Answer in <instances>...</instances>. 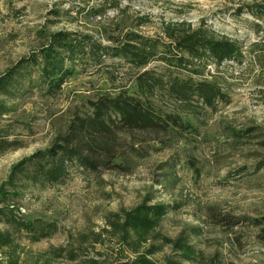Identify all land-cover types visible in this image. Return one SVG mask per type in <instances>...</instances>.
Returning a JSON list of instances; mask_svg holds the SVG:
<instances>
[{
	"label": "rangeland",
	"instance_id": "1",
	"mask_svg": "<svg viewBox=\"0 0 264 264\" xmlns=\"http://www.w3.org/2000/svg\"><path fill=\"white\" fill-rule=\"evenodd\" d=\"M257 4L264 5V0H0V74L57 31L88 34L101 41L127 32L159 38L166 24L182 21L194 28L203 21L217 36L237 42L245 56L241 65L227 62L217 70L211 68L207 76L223 88L226 104L210 110L181 108L163 98L154 101L162 111L178 113L195 127L199 134L195 139L119 133L118 144L132 143L138 155L143 154L130 158L126 173L71 169L62 184L26 185L17 205L23 217L53 222L58 231L35 243L23 232L14 233L19 264H83L95 259L94 251L114 247L103 232L105 216L129 210L148 198H152L149 204L178 205L160 224V232L169 238L198 226L201 234L191 242L206 256L218 254L222 264H264V242L256 237V229L242 225L227 230L211 217L264 216V171L239 175L264 158L262 139L229 143L234 141L232 130L264 131V15L258 19L237 12ZM141 72L106 59L101 67L69 79L55 97L33 94L10 103L14 111L4 117L5 122L25 123L32 132H21V149L0 155V190L11 168L48 148L66 130L72 113L85 109L88 100L99 95L114 97L121 91L135 95L136 76ZM197 168L199 176L193 172ZM87 234L102 235L104 245H83L79 237ZM81 245L84 253L75 262L49 259L52 250Z\"/></svg>",
	"mask_w": 264,
	"mask_h": 264
},
{
	"label": "trees",
	"instance_id": "2",
	"mask_svg": "<svg viewBox=\"0 0 264 264\" xmlns=\"http://www.w3.org/2000/svg\"><path fill=\"white\" fill-rule=\"evenodd\" d=\"M261 19L264 5L238 8ZM95 39L88 34L57 31L36 51L19 58L0 74V155L23 147L21 132L30 134L32 128L19 121L5 122L4 117L14 110L9 105L29 95L55 97L63 84L76 74L103 65L106 59L118 61L129 68L142 71L136 76V93L125 91L114 97L99 95L88 100L85 109L75 110L61 134L46 149L37 150L22 158L10 170L0 190V264H19L15 257L14 233L23 232L35 243L49 239L58 231L53 222L25 219L17 206L26 185L54 186L62 184L71 169L81 173L127 172L130 158H142L134 144H118L119 133L142 132L145 135L172 134L176 137H195L198 131L182 121L178 113H166L155 100L163 98L181 108L215 109L228 103V96L218 83L208 80L210 69L217 70L227 62L241 65L245 58L239 44L224 36H217L203 21L194 28L187 22L166 24L159 38L144 37L127 32L122 37L106 36ZM153 65L151 69H146ZM233 144L243 139H262L264 131L248 128L231 131ZM119 161V162H117ZM125 162V164H124ZM241 177L258 175L264 171V158ZM199 176L200 170L194 169ZM238 174V172H237ZM234 176V175H233ZM140 205L114 213L104 219L107 234L114 247L94 251L95 259L83 264H222L218 254L211 257L192 244L201 229H183L177 238H169L159 230L165 217L178 208L177 204ZM217 223L227 230L242 225L257 230L256 237L264 242V216L260 218L217 216ZM83 245H104L102 235L87 234L79 237ZM83 245L49 252V259L63 258L75 262L84 252ZM166 250L168 252H166ZM112 260V261H111ZM49 260H46V263ZM78 264V263H77Z\"/></svg>",
	"mask_w": 264,
	"mask_h": 264
}]
</instances>
